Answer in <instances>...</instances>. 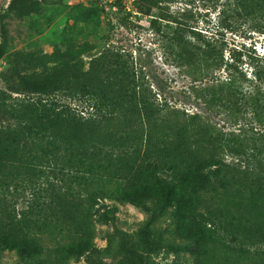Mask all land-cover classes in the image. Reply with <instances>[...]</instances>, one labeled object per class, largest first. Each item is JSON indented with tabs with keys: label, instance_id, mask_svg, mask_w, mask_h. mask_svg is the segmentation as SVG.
Masks as SVG:
<instances>
[{
	"label": "trees",
	"instance_id": "1",
	"mask_svg": "<svg viewBox=\"0 0 264 264\" xmlns=\"http://www.w3.org/2000/svg\"><path fill=\"white\" fill-rule=\"evenodd\" d=\"M150 2L154 7L157 4L156 0ZM203 2L214 12L202 15L203 28L172 16H156L153 23L166 20L167 30L160 31L164 62L196 68L198 76L192 90L206 115L222 114L227 122L231 121V130L212 133L208 125L197 124V115L191 114L193 136L206 139L209 147L226 143L233 162L213 155L201 156L200 150L193 149L195 141L186 147L187 127L179 133L175 147L181 165L148 164L138 183H126V174L137 178L136 160L116 153L117 140L102 137L100 125L117 113L151 119L168 107L165 94L171 91L170 78L156 70L146 71L140 61H134L131 52L110 46H104L86 69L58 62L48 67L52 73L49 81L21 79L20 103L25 123L15 130L0 129V160H9L13 167L23 168L33 176L19 196L24 204L21 215L30 217L52 204V216L61 214L70 221L72 237L68 243L56 246L0 232L3 248L15 250L21 260L32 264H68L73 257L97 254L91 225L95 216L107 215L109 201L115 200L141 207L147 214L138 242L128 247L121 264H159L152 256L155 247L151 226L169 210L177 234L185 240L172 248L190 253L196 264H208L207 248L216 239L242 257L264 255V52L241 45L226 54L224 40L227 31L243 23L264 21V0ZM96 168L110 175L116 187L90 191L86 214L76 217L77 208L72 207L77 205L76 199L60 190L61 182L66 175L76 178ZM166 169L171 179L164 181L157 172ZM51 176L57 183L50 181ZM215 186L239 188L247 196L249 208L258 211L260 217L250 218L242 226L226 218L222 211L206 206L202 193ZM53 223L43 224V234H50Z\"/></svg>",
	"mask_w": 264,
	"mask_h": 264
},
{
	"label": "rangeland",
	"instance_id": "2",
	"mask_svg": "<svg viewBox=\"0 0 264 264\" xmlns=\"http://www.w3.org/2000/svg\"><path fill=\"white\" fill-rule=\"evenodd\" d=\"M150 1L4 0L0 4V129L15 130L25 123L20 103L22 78H45L49 81L52 73L48 67L58 62L78 64L86 69L104 46H110L131 52L134 61H140L146 71L156 70L163 77L170 78L171 91L165 94L168 107L156 112L151 119L141 120L117 113L100 125L102 137L111 136L117 140L116 153L136 160L137 178L132 179L126 174L123 178L126 183H138L140 173L148 164L181 165L182 159L175 147L179 133L187 127L186 147L195 141L193 149L200 150L201 156L213 155L232 163L234 156L226 143L221 147H209L206 139L193 136L195 128L189 119L191 114L197 115V124L208 125L212 133L218 129L231 130V121L227 119V122L222 114L206 115L200 106L201 100L192 90L196 86L194 79L198 76L196 68L184 64L169 66L164 62L160 31L167 30L164 25L166 20L158 19L153 23L156 16H172L203 28L205 21L202 15H207V11L214 15V12L209 6L206 8L203 0H156L155 7ZM262 23L264 21H248L234 31H227L224 36L226 54L231 48L241 45L264 52ZM149 77L153 81L151 74ZM81 111L86 112L87 109L81 108ZM25 172L23 168L13 167L9 160H0V232L27 236L56 246L68 243L72 237V227L68 226L70 221L61 214L52 216V204L45 211L30 217L21 215L20 209L24 204L19 196L24 193L23 188L29 178H33ZM157 177L169 180L171 172L161 170L157 172ZM154 179L151 178L150 183ZM111 180L110 175L96 168L93 173H80L76 178L66 175L60 190L69 198L76 199L77 205L72 207L77 208V217L86 214V196L90 191L116 187ZM50 181L57 183L52 176ZM202 197L206 206L222 211L226 218L242 226L250 222V218L260 217L258 211L249 208L247 196L237 187L222 189L215 186L202 193ZM109 204L111 209L107 215L95 216L91 225L93 245L99 253H90L87 258L73 257L68 264H121L128 247L138 242L140 228L147 219L146 212L126 201L111 200ZM52 220L50 234H43V224ZM151 228L155 247L152 256L159 264H196L193 255L172 248L185 243V240L177 234L170 210L159 217ZM206 262L264 264V255L260 253L250 259L245 258L216 239L208 245ZM0 264L32 263L21 260L15 250L0 245Z\"/></svg>",
	"mask_w": 264,
	"mask_h": 264
},
{
	"label": "water",
	"instance_id": "3",
	"mask_svg": "<svg viewBox=\"0 0 264 264\" xmlns=\"http://www.w3.org/2000/svg\"><path fill=\"white\" fill-rule=\"evenodd\" d=\"M4 0H0V4L3 2Z\"/></svg>",
	"mask_w": 264,
	"mask_h": 264
}]
</instances>
